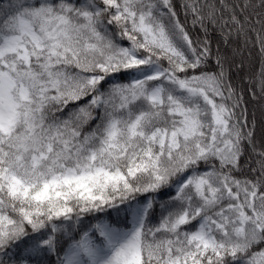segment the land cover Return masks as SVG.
<instances>
[{
	"label": "snow or ice",
	"instance_id": "snow-or-ice-1",
	"mask_svg": "<svg viewBox=\"0 0 264 264\" xmlns=\"http://www.w3.org/2000/svg\"><path fill=\"white\" fill-rule=\"evenodd\" d=\"M0 264H264V0H0Z\"/></svg>",
	"mask_w": 264,
	"mask_h": 264
},
{
	"label": "trees",
	"instance_id": "trees-1",
	"mask_svg": "<svg viewBox=\"0 0 264 264\" xmlns=\"http://www.w3.org/2000/svg\"><path fill=\"white\" fill-rule=\"evenodd\" d=\"M259 116V109L257 108V117Z\"/></svg>",
	"mask_w": 264,
	"mask_h": 264
}]
</instances>
